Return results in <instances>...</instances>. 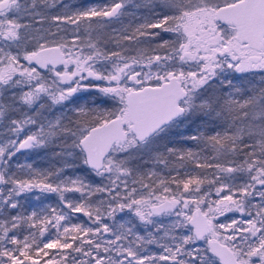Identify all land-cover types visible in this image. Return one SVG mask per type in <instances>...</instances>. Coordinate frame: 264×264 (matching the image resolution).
<instances>
[{
	"label": "snow or ice",
	"instance_id": "1",
	"mask_svg": "<svg viewBox=\"0 0 264 264\" xmlns=\"http://www.w3.org/2000/svg\"><path fill=\"white\" fill-rule=\"evenodd\" d=\"M0 264H264V0H0Z\"/></svg>",
	"mask_w": 264,
	"mask_h": 264
},
{
	"label": "rangeland",
	"instance_id": "2",
	"mask_svg": "<svg viewBox=\"0 0 264 264\" xmlns=\"http://www.w3.org/2000/svg\"><path fill=\"white\" fill-rule=\"evenodd\" d=\"M42 166H46V165H42ZM79 219H86V218H83V217H79Z\"/></svg>",
	"mask_w": 264,
	"mask_h": 264
}]
</instances>
